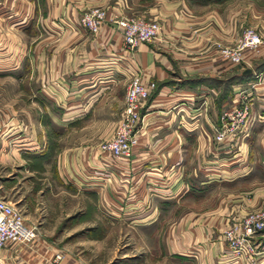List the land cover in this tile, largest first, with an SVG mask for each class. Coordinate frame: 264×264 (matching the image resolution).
Returning <instances> with one entry per match:
<instances>
[{"label": "crops", "instance_id": "crops-1", "mask_svg": "<svg viewBox=\"0 0 264 264\" xmlns=\"http://www.w3.org/2000/svg\"><path fill=\"white\" fill-rule=\"evenodd\" d=\"M96 6L106 12L96 33L71 28L82 10ZM257 7V0H0V54H8L0 70L23 71L26 86L38 74L45 102L51 103L50 111L45 105L47 118L57 127H71L74 143L60 157L58 180L77 175L95 186L77 190L113 198V185L106 182L120 179L123 214L131 215L132 226L163 231L170 254L187 255L195 264H219L222 230L246 211L264 207V41L256 51H244V63L233 64L220 54V47L235 43L244 16L261 15ZM132 16L157 20L162 30L157 40L139 43L129 53L116 23ZM245 68L251 78H243ZM135 69L155 88L140 111L134 158L117 162L101 156L96 145L119 119ZM250 85L247 99L255 116L250 137L231 148L214 142L220 111ZM4 121L0 116V193L29 182L33 174L26 167L29 128L18 147L13 143L20 127L13 119ZM16 165L25 174L12 172ZM207 188L218 190L207 202H196ZM166 200L175 203L167 216ZM251 241L259 252L256 264H264V229ZM56 252L37 227L30 244L0 248V264H81L67 254L55 262Z\"/></svg>", "mask_w": 264, "mask_h": 264}, {"label": "rangeland", "instance_id": "rangeland-1", "mask_svg": "<svg viewBox=\"0 0 264 264\" xmlns=\"http://www.w3.org/2000/svg\"><path fill=\"white\" fill-rule=\"evenodd\" d=\"M257 4V11H261V15L259 13L257 18L250 20L244 16L240 31L245 27L253 28L260 35V40L264 41V0H257ZM243 8L242 5V17ZM6 54H0V61ZM260 62L264 65V59ZM249 72L244 79L252 77ZM25 77L27 75L17 68L0 70V116L7 123L13 119L20 127L17 135H13L16 140L13 144L18 147L26 140L22 138H26L24 136L29 128L27 141L31 139L32 150L26 156V167L27 170L31 168L32 179L18 182L11 189L6 186L1 196L13 202L25 215L26 223L35 225L36 229L38 227L40 235L58 250L56 253L74 257L81 264H195L187 255L169 253L160 237L163 231L132 226L127 219L130 214H123L126 209L123 193L119 190L120 179L113 178L106 182L113 185L110 188L115 190L116 197L104 199L100 192L77 190V187L82 190L95 187L81 182L78 177L71 176L65 183L56 178L62 153L74 143L71 127H57L47 118L45 105L50 111L51 103L45 102L47 98L40 90L39 75L28 76L31 81L29 86H26ZM250 89L251 85L240 91H245L243 95H249ZM252 127L242 138L243 142L250 137ZM21 170L20 165L11 168L18 176L25 174ZM214 190L218 188L204 189L202 195L205 197L195 198L196 202H207L208 195ZM172 204L175 203L167 200L164 203L166 216Z\"/></svg>", "mask_w": 264, "mask_h": 264}, {"label": "built area", "instance_id": "built-area-1", "mask_svg": "<svg viewBox=\"0 0 264 264\" xmlns=\"http://www.w3.org/2000/svg\"><path fill=\"white\" fill-rule=\"evenodd\" d=\"M105 17L106 12L102 7H89L82 10L75 22L69 25L74 30L83 29L94 34L102 26ZM64 23L60 26L65 25ZM116 24L129 53H132L139 43L157 40L162 30L161 22L140 16L120 19ZM260 41L256 30L245 27L232 46L220 47V54L231 63L239 64L242 62L244 51H256ZM154 88V81L142 80L140 69L130 71L123 94L121 115L111 133L96 145L101 156H109L117 162L134 158L143 124L140 111ZM241 93L237 92L235 102L220 111L218 123L212 130V140L216 143L227 142L230 148L236 146L240 139L248 134L255 119L247 95ZM70 177L67 176V179L70 180ZM263 229L264 207L246 211L239 220L223 229L221 236L225 248L219 264H256L259 252L251 238ZM36 236L35 225L26 223L20 210L0 195V248L8 243L28 245ZM61 258V253L53 255L55 262Z\"/></svg>", "mask_w": 264, "mask_h": 264}, {"label": "water", "instance_id": "water-1", "mask_svg": "<svg viewBox=\"0 0 264 264\" xmlns=\"http://www.w3.org/2000/svg\"><path fill=\"white\" fill-rule=\"evenodd\" d=\"M249 70L245 71V72H248Z\"/></svg>", "mask_w": 264, "mask_h": 264}, {"label": "trees", "instance_id": "trees-1", "mask_svg": "<svg viewBox=\"0 0 264 264\" xmlns=\"http://www.w3.org/2000/svg\"><path fill=\"white\" fill-rule=\"evenodd\" d=\"M150 95H151V93H150Z\"/></svg>", "mask_w": 264, "mask_h": 264}]
</instances>
